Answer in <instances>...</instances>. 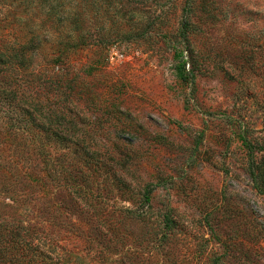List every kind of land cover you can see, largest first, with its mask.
<instances>
[{
  "label": "rangeland",
  "instance_id": "obj_1",
  "mask_svg": "<svg viewBox=\"0 0 264 264\" xmlns=\"http://www.w3.org/2000/svg\"><path fill=\"white\" fill-rule=\"evenodd\" d=\"M263 189L264 0H0V264H264Z\"/></svg>",
  "mask_w": 264,
  "mask_h": 264
},
{
  "label": "trees",
  "instance_id": "obj_2",
  "mask_svg": "<svg viewBox=\"0 0 264 264\" xmlns=\"http://www.w3.org/2000/svg\"><path fill=\"white\" fill-rule=\"evenodd\" d=\"M188 28V21H187V19H186V17H184V20H183V23H182V34H184V32L186 31V29ZM248 148V147H247ZM252 173V175H254V171L253 172H251ZM255 179H256V177H255ZM264 190V189H263ZM146 200H148V197H146Z\"/></svg>",
  "mask_w": 264,
  "mask_h": 264
}]
</instances>
